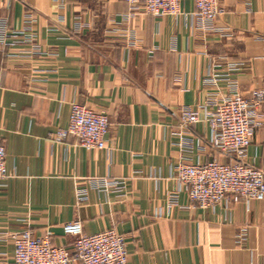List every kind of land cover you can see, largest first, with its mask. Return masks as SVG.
I'll return each instance as SVG.
<instances>
[{"label": "crops", "instance_id": "obj_1", "mask_svg": "<svg viewBox=\"0 0 264 264\" xmlns=\"http://www.w3.org/2000/svg\"><path fill=\"white\" fill-rule=\"evenodd\" d=\"M220 1L207 28L190 0L161 18L125 0H0V264L27 229L71 248L73 221L125 236L129 264H264V200L201 209L174 176L231 160L207 144V124L181 126L183 108L227 94L226 75L246 97L264 91V0ZM75 102L108 116L109 150L50 138ZM246 161L264 171V124Z\"/></svg>", "mask_w": 264, "mask_h": 264}, {"label": "built area", "instance_id": "obj_2", "mask_svg": "<svg viewBox=\"0 0 264 264\" xmlns=\"http://www.w3.org/2000/svg\"><path fill=\"white\" fill-rule=\"evenodd\" d=\"M131 15H149L157 18L178 16L188 0H125ZM194 16L203 27L212 28L224 13L220 0H190ZM3 42L0 40V43ZM218 75L209 83L217 85ZM222 79V78H221ZM230 91L218 98L208 97L197 109L185 107L179 116L183 128L199 123L209 126L207 144L229 156V162L219 160L180 164L174 176L186 188L191 202L201 209L216 208L236 196L245 200H264V171L246 161L247 152L257 129L264 124L262 107L264 91L244 96L230 75L225 76ZM109 119L85 105L73 103L69 123L50 135L55 142L69 138L86 151L109 150ZM7 152L0 141V180L9 175L6 168ZM64 234L75 239L71 248L56 246L50 236H35L27 229L14 235L13 264H129L126 237L114 229L86 235L80 221L63 226Z\"/></svg>", "mask_w": 264, "mask_h": 264}]
</instances>
